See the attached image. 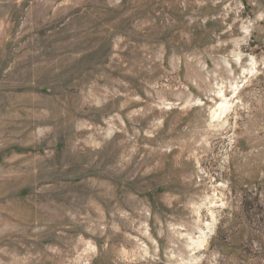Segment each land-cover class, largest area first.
<instances>
[{
  "label": "rangeland",
  "instance_id": "rangeland-1",
  "mask_svg": "<svg viewBox=\"0 0 264 264\" xmlns=\"http://www.w3.org/2000/svg\"><path fill=\"white\" fill-rule=\"evenodd\" d=\"M0 264H264V0H0Z\"/></svg>",
  "mask_w": 264,
  "mask_h": 264
},
{
  "label": "bare ground",
  "instance_id": "bare-ground-1",
  "mask_svg": "<svg viewBox=\"0 0 264 264\" xmlns=\"http://www.w3.org/2000/svg\"><path fill=\"white\" fill-rule=\"evenodd\" d=\"M218 108H219V112H224V111H226V110L228 109L227 103L220 104ZM215 116H216V115H215ZM215 116H214V117H215ZM218 116H219V115H218ZM214 117H213V118H214ZM215 118H216V117H215Z\"/></svg>",
  "mask_w": 264,
  "mask_h": 264
}]
</instances>
